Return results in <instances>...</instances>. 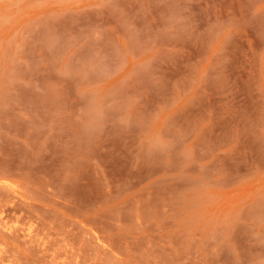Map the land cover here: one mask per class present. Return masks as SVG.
<instances>
[{
	"label": "rangeland",
	"instance_id": "374dc122",
	"mask_svg": "<svg viewBox=\"0 0 264 264\" xmlns=\"http://www.w3.org/2000/svg\"><path fill=\"white\" fill-rule=\"evenodd\" d=\"M0 264H264V0H0Z\"/></svg>",
	"mask_w": 264,
	"mask_h": 264
}]
</instances>
